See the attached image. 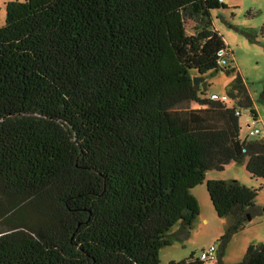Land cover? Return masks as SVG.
Masks as SVG:
<instances>
[{
  "label": "trees",
  "instance_id": "1",
  "mask_svg": "<svg viewBox=\"0 0 264 264\" xmlns=\"http://www.w3.org/2000/svg\"><path fill=\"white\" fill-rule=\"evenodd\" d=\"M4 6L0 264H160L163 248L189 238L200 213L191 191L203 183L228 219L215 260L169 264H223L231 237L263 215L261 188L206 172L232 163L264 179V134L239 137L242 109L254 124L257 113L213 29L223 1ZM219 72L234 77L225 102L192 81ZM189 102L199 109L177 110ZM239 264H264V245H249Z\"/></svg>",
  "mask_w": 264,
  "mask_h": 264
},
{
  "label": "rangeland",
  "instance_id": "2",
  "mask_svg": "<svg viewBox=\"0 0 264 264\" xmlns=\"http://www.w3.org/2000/svg\"><path fill=\"white\" fill-rule=\"evenodd\" d=\"M9 1L24 0H0V26L4 24V5ZM224 9L211 12L213 29L222 36L228 47L229 64L236 68L245 82L252 107L258 116V123L251 121L248 112L241 111L239 124L241 127L240 139H250V128L264 127V33L261 28L264 25V0H223ZM187 34L194 31V23L186 21ZM252 32L254 36L249 39L245 36ZM233 75L212 73L204 82L205 96L214 93L218 96L225 95V90L233 80ZM199 109L193 102L183 103L177 110ZM250 126V128L247 127ZM234 180L251 189H260L255 199V204L262 208L263 215L254 218L248 227L234 234L228 242L223 257V264H239L243 260L246 248L250 244L264 245V179H252L244 166L230 164L222 171L211 170L206 172V180ZM191 193L196 198L200 213L188 239L184 241L173 240L171 246L163 248L159 253L160 264L179 262L199 258L201 251L210 246L218 247V239L223 235L228 224V219H219L209 201L205 183L192 189ZM203 220L205 222H203ZM205 264H211L206 262Z\"/></svg>",
  "mask_w": 264,
  "mask_h": 264
},
{
  "label": "built area",
  "instance_id": "3",
  "mask_svg": "<svg viewBox=\"0 0 264 264\" xmlns=\"http://www.w3.org/2000/svg\"><path fill=\"white\" fill-rule=\"evenodd\" d=\"M221 1H223V0H221ZM219 56L221 57L219 60V64L222 66L226 65L227 62L223 58V52H219ZM210 98L214 101L217 100V101H222V102H225L227 100V97L225 95L218 96L214 93H212L210 95ZM247 127L250 128L249 125H247ZM262 134H264V127L262 130H260L259 128H252V129L250 128V131H249L250 137H255L258 135H262ZM215 257H216V248H215V246H210L207 250L201 251V253L199 255V260H201V261H214Z\"/></svg>",
  "mask_w": 264,
  "mask_h": 264
},
{
  "label": "water",
  "instance_id": "4",
  "mask_svg": "<svg viewBox=\"0 0 264 264\" xmlns=\"http://www.w3.org/2000/svg\"><path fill=\"white\" fill-rule=\"evenodd\" d=\"M192 81H193V84L197 86V85L201 84L202 82H204L205 81V78H196V77H193Z\"/></svg>",
  "mask_w": 264,
  "mask_h": 264
},
{
  "label": "crops",
  "instance_id": "5",
  "mask_svg": "<svg viewBox=\"0 0 264 264\" xmlns=\"http://www.w3.org/2000/svg\"><path fill=\"white\" fill-rule=\"evenodd\" d=\"M212 180H213V179H212ZM203 222H205V221L203 220ZM249 225H250V224H249ZM249 225H248V226H249ZM248 226H246V227H248ZM250 245H254V244H250ZM248 246H249V245H248ZM248 246H247V247H248ZM173 262H174V261H173Z\"/></svg>",
  "mask_w": 264,
  "mask_h": 264
}]
</instances>
